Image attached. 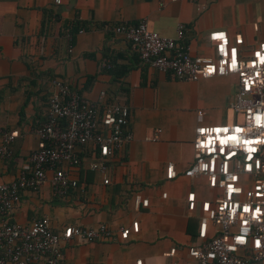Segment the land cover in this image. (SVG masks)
<instances>
[{"label":"crops","instance_id":"obj_1","mask_svg":"<svg viewBox=\"0 0 264 264\" xmlns=\"http://www.w3.org/2000/svg\"><path fill=\"white\" fill-rule=\"evenodd\" d=\"M141 19L165 36L182 24V41L198 56H215L210 31L224 30L230 42L240 34L241 57L264 41V0H162L161 5L159 0H0V129L17 132L11 156L0 159V183L13 179L36 148L33 128L44 120L52 77L94 101L104 91L103 102L117 100L129 109L132 137L113 155L109 183L89 169L95 155L85 146L69 169L74 189L62 197L53 196L48 183L36 192L24 190L9 215L25 224L45 216L57 233L69 224L102 222L111 228L113 238L106 241L61 240L69 264H194L186 249L197 241L200 202H211L218 193L204 177L182 172L192 161L194 127L231 122L228 104L236 76L178 80L140 62L111 27ZM75 23L83 31L67 52L63 32ZM105 59L110 68L101 67ZM167 162L174 177L166 176ZM189 192L195 202L191 210ZM135 196L147 205H135ZM133 221L136 231L130 229ZM119 228L129 229L125 239Z\"/></svg>","mask_w":264,"mask_h":264},{"label":"built area","instance_id":"obj_2","mask_svg":"<svg viewBox=\"0 0 264 264\" xmlns=\"http://www.w3.org/2000/svg\"><path fill=\"white\" fill-rule=\"evenodd\" d=\"M111 30L129 42L140 62L171 78L195 81L236 76V88L228 104L234 113L233 122L197 125L193 130L192 161L182 175L202 176L218 193L211 202H200L197 241L186 250L194 264H264V41L257 42L247 57H241L237 48L242 42L240 34L230 42L224 30L210 31L207 38L214 42L215 56L209 57L190 53L182 41L180 23L173 36L158 34L145 19L135 24L117 23ZM82 31L64 30L67 52L72 50L74 35ZM111 66L108 59L101 62L102 68ZM49 84L44 120L33 128L36 148L13 179L0 183V264H69L62 257L61 240L90 242L113 238L111 228L102 222L69 224L57 233L45 216L26 224L9 217L24 190L36 192L48 183L51 194L62 197L75 188L76 180L69 169L79 163L77 150L85 146L96 150L89 169L101 175L103 184L109 183L112 157L132 137L125 103L103 102L104 91L99 92L98 101L91 100L58 77H52ZM235 116L240 117L239 122ZM16 135V130L0 129L1 160L11 156L10 144ZM150 139H156L155 135ZM47 171L51 172L50 177ZM166 176H175L171 162L166 163ZM186 200L188 209H193L192 192ZM139 203L146 206L147 199L135 196V205ZM130 229L137 230L136 221ZM128 232V228L118 229L121 239ZM173 253L174 248H170L167 255ZM135 263L140 264V260Z\"/></svg>","mask_w":264,"mask_h":264},{"label":"trees","instance_id":"obj_3","mask_svg":"<svg viewBox=\"0 0 264 264\" xmlns=\"http://www.w3.org/2000/svg\"><path fill=\"white\" fill-rule=\"evenodd\" d=\"M78 28H81L80 27V25H78V24H73L71 27H68V28H66L67 30H69L71 33H74ZM94 152H96V150H93ZM93 152V153H94ZM94 155H95V153H94ZM74 189V188H73ZM71 190V189H70Z\"/></svg>","mask_w":264,"mask_h":264},{"label":"rangeland","instance_id":"obj_4","mask_svg":"<svg viewBox=\"0 0 264 264\" xmlns=\"http://www.w3.org/2000/svg\"><path fill=\"white\" fill-rule=\"evenodd\" d=\"M199 110H201V108H199ZM232 113V120H231V122H233V120H234V113L233 112H231ZM235 120H236V122H239L240 121V117L239 116H235ZM222 123H226V121H223Z\"/></svg>","mask_w":264,"mask_h":264},{"label":"snow or ice","instance_id":"obj_5","mask_svg":"<svg viewBox=\"0 0 264 264\" xmlns=\"http://www.w3.org/2000/svg\"><path fill=\"white\" fill-rule=\"evenodd\" d=\"M258 120L260 119V117H258L257 118ZM202 132L204 131V130H201ZM215 131H220L219 129H217V130H215ZM224 131H227L226 129L224 130ZM237 131H243L242 129H237ZM232 139H235V137H231ZM245 210H247V209H245Z\"/></svg>","mask_w":264,"mask_h":264}]
</instances>
